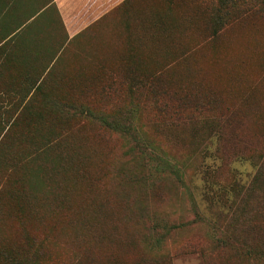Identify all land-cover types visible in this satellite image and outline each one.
Here are the masks:
<instances>
[{"label": "rangeland", "instance_id": "374dc122", "mask_svg": "<svg viewBox=\"0 0 264 264\" xmlns=\"http://www.w3.org/2000/svg\"><path fill=\"white\" fill-rule=\"evenodd\" d=\"M205 1L73 3L0 54V264H264V0ZM159 71L206 120L167 129ZM126 114L140 146L97 121Z\"/></svg>", "mask_w": 264, "mask_h": 264}, {"label": "trees", "instance_id": "16d2710c", "mask_svg": "<svg viewBox=\"0 0 264 264\" xmlns=\"http://www.w3.org/2000/svg\"><path fill=\"white\" fill-rule=\"evenodd\" d=\"M209 1L210 6L216 8L213 9V13L216 11L217 20L221 23H225L224 19L230 20L235 15H238L242 10L247 9L250 2L253 0H206ZM205 1V2H206ZM246 2V4H245ZM223 21V22H222ZM219 22V24H220ZM221 29V28H220ZM163 72L143 76L139 82L136 83V88L139 90V94L149 93L148 98L149 105L153 103L155 105V113L159 117H163L169 125L167 129L177 128V126H186L189 121L206 120L204 114L208 111L210 102L207 98H196L189 93L179 91H167L162 87ZM109 89H113V85H109ZM145 92V93H144ZM168 100H171L168 102ZM131 116L126 114L123 117V121L115 116L100 117L97 121L102 124L103 127L110 129L111 131L120 132L128 138H131L139 146L141 140V131L139 128L133 125V121L130 120ZM177 123V124H175ZM184 123V124H182ZM221 125L224 127L232 126L238 123L235 116L229 115L221 118ZM143 150V149H142ZM36 254L37 251L35 250ZM12 264H34L33 257L23 260L22 262H13ZM151 264H172L170 258L157 259Z\"/></svg>", "mask_w": 264, "mask_h": 264}, {"label": "crops", "instance_id": "0c3cea01", "mask_svg": "<svg viewBox=\"0 0 264 264\" xmlns=\"http://www.w3.org/2000/svg\"><path fill=\"white\" fill-rule=\"evenodd\" d=\"M110 2L111 0H0V54L5 59L8 53L27 51L24 40L34 35V31L40 35L42 29L46 28L48 10L51 13L59 12L68 20V8L73 3L82 7L92 6L90 11H85L91 17L96 12L105 11ZM84 19L87 20V16ZM6 63L2 62L0 56V67H5Z\"/></svg>", "mask_w": 264, "mask_h": 264}]
</instances>
